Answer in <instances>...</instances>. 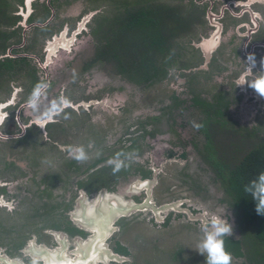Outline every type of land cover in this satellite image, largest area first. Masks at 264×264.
Listing matches in <instances>:
<instances>
[{"label": "flooded vegetation", "instance_id": "1", "mask_svg": "<svg viewBox=\"0 0 264 264\" xmlns=\"http://www.w3.org/2000/svg\"><path fill=\"white\" fill-rule=\"evenodd\" d=\"M249 56L259 70L264 0H0V264H206L205 213L232 224L231 264H264L236 185L264 148V98L238 86ZM41 80L45 103L72 102L44 128L24 106ZM121 151L136 158L114 175Z\"/></svg>", "mask_w": 264, "mask_h": 264}, {"label": "clouds", "instance_id": "2", "mask_svg": "<svg viewBox=\"0 0 264 264\" xmlns=\"http://www.w3.org/2000/svg\"><path fill=\"white\" fill-rule=\"evenodd\" d=\"M248 69L254 72L251 79L239 82L238 86L245 85L251 88L259 97L264 98V61L261 62L259 70L256 68L254 56H249L246 63ZM51 87L50 81H38L29 93L25 107L34 114L35 120L41 128L48 122H52L56 117L63 114L64 119H69L65 110L72 106L70 98L60 95L51 99L47 103L48 91ZM192 127L199 130L203 124L192 121ZM92 144L87 148L84 145H69L68 156L77 163H83L90 159L89 151ZM136 158L135 153L117 152L109 158L107 164L112 167L113 174L119 173L129 166V162ZM244 192L250 195L256 202V212L264 216V170L259 171L255 178L249 180L244 185ZM205 219L200 224V238L196 245V250L206 257V264H231L232 254L225 246V237L233 235V226L221 216L212 213H205Z\"/></svg>", "mask_w": 264, "mask_h": 264}, {"label": "trees", "instance_id": "3", "mask_svg": "<svg viewBox=\"0 0 264 264\" xmlns=\"http://www.w3.org/2000/svg\"><path fill=\"white\" fill-rule=\"evenodd\" d=\"M149 9H142V17H141V29L144 27V24L151 25V20L148 19ZM135 14L134 16H136ZM133 23V21H132ZM142 36L146 38V30L142 29ZM150 37L147 38V42L142 43L141 52H140V66L142 72L149 76L150 72L147 70H151L153 68L152 61L156 60L158 56L163 54V51L156 46V42L152 40V43L149 42ZM148 43V44H147ZM159 44V43H158ZM138 47H135L134 50H138ZM136 52V51H135ZM132 60H136V58H132ZM132 70V69H131ZM134 74L131 73V75ZM238 166L236 185L238 188V199H239V207L244 209V214L246 213L249 216L251 223L253 224L254 234L256 237L260 239L261 242L264 243V216L257 214L256 212V202L250 195H247L244 192V185L251 179L255 178L256 174L264 170V148H255L248 156L247 161Z\"/></svg>", "mask_w": 264, "mask_h": 264}, {"label": "rangeland", "instance_id": "4", "mask_svg": "<svg viewBox=\"0 0 264 264\" xmlns=\"http://www.w3.org/2000/svg\"><path fill=\"white\" fill-rule=\"evenodd\" d=\"M144 2H150V0H144ZM184 27H185V22H183L181 20H175L174 23H173V28L174 29H181V28H184ZM159 96H163V95L159 94L154 99V101L157 102L158 106L161 105V98H159ZM145 100H149V98H145ZM153 105H155V104H153ZM189 116H192V119H195V120L198 119V115L197 114H190ZM249 239H251V237H248V240ZM251 248H252L253 251L256 250V247L254 245H251Z\"/></svg>", "mask_w": 264, "mask_h": 264}]
</instances>
